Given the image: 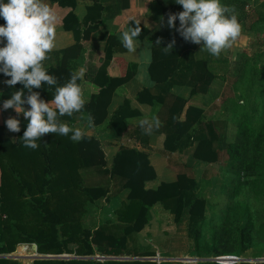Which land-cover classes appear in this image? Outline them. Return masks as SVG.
Listing matches in <instances>:
<instances>
[{"label": "trees", "instance_id": "obj_1", "mask_svg": "<svg viewBox=\"0 0 264 264\" xmlns=\"http://www.w3.org/2000/svg\"><path fill=\"white\" fill-rule=\"evenodd\" d=\"M49 5L55 4L58 8L68 9V12L62 19V25L65 30H70L73 34L74 43L63 48L60 53V61L57 65L52 67L50 74L58 78V85L65 84L73 72L70 66V61H77L81 56L83 50L81 42L82 31L84 29L95 28L97 23L91 24V27L86 25L81 27L78 25L74 16L70 13L74 9L77 0H43ZM92 7L100 6L101 0H88ZM159 7L161 15L164 19H168L169 13H178L183 11L182 6L176 4L174 0H153ZM231 0H220L222 5L227 4ZM7 2V0H4ZM229 4V3H228ZM227 4V5H228ZM238 22L240 21L239 18ZM259 22H264L263 16L259 17ZM5 21L0 18V26L4 25ZM130 26H135L130 23ZM176 26L179 27V21H176ZM141 28V35L139 40H142L147 31ZM175 40L173 51L165 53L163 48L167 47L168 43ZM161 43L157 44L156 41ZM106 44L109 47H116L118 41L113 36L106 38ZM150 63L147 66V76L149 80L157 86L161 87L163 93L166 92L172 84H174L173 76L177 71L182 70L185 74H194L195 72H202L200 85L204 86L209 80L214 78L213 72L208 67V60L203 59L195 61L193 69L189 64V53H184L192 48V43L186 42L178 32L167 33L164 30H159L157 34L152 37L150 41ZM111 49V48H110ZM113 60L118 63V75L110 76L107 68L109 61L105 60L99 67L100 72L103 73V81L99 84V89L95 94H92L88 101L85 102V110L80 113L87 127V114H91L95 120V127L102 124L106 118V108L110 102V98L114 90L119 86L126 84L132 77L133 71L128 69L126 64L122 63L120 59ZM229 65V64H228ZM227 67L226 62L222 67ZM232 73L226 76L228 78V94L230 88L237 94L235 101L229 100L232 109H238L237 121L227 126V131L224 136L221 135V128L223 123L217 119H207L203 112L192 106H188L184 110L183 119L177 120L184 102L179 101L176 107L173 105L165 106L167 113L170 114L169 121L171 133L166 136H161V149L166 153H172L179 147H185L186 144H181L180 139L187 134L193 127L197 129L196 140L197 143L192 151V158L196 162L204 163L208 166L218 163V152L223 151L226 157L227 172H232L236 185L233 189V194L239 190V187L244 184V179L256 178L264 169V114L259 112V117L253 121L250 112H255L258 107H264V54L256 55L255 57H248L244 53L236 54L235 60L230 65ZM221 67V68H222ZM123 69V72L121 71ZM122 72V73H121ZM0 78L9 79L3 74ZM233 79V81H232ZM80 81H78L79 83ZM180 81L177 80L176 83ZM175 83V84H176ZM259 86V91L263 94L259 99V106L245 105L249 104L248 96L249 90L253 84ZM196 86V85H195ZM198 86V85H197ZM196 86V87H197ZM22 85L17 84L14 88L7 87L0 93V104L10 98L12 92L21 90ZM38 91L40 96L45 101L53 99L54 89L48 90L47 85H42ZM160 93L151 95L147 89H141L135 95V100L140 104H160L162 102ZM195 92V87L190 91V94ZM246 92V94H245ZM225 98V97H224ZM222 97V99H224ZM233 101V102H232ZM28 106L25 105V108ZM122 110V111H121ZM127 111L126 102L114 112L113 119H121ZM124 113V114H123ZM209 118V117H208ZM21 131L15 133V139L11 142L3 137V128L0 125V212L4 210L5 205L17 202L19 198L15 196L14 200L9 197L6 189L12 188V181L9 179L5 183V174H3L2 159L1 158H20L22 162H31L35 165H42L41 174L38 170L35 173L31 182H24L20 187H23L28 194L31 195L32 203L29 212L36 214V224L33 228L22 233V239L17 242L13 241L6 246L1 242L5 234L4 223L0 217V255L11 253L17 244H34L37 254L40 255H75L77 257H136L144 258L154 256L152 251H141L136 245H130L129 237L138 233L143 226L147 224L148 209L154 203H165L170 201V213L173 215V222L178 223L184 209H187L188 214V234L193 237L194 241L198 240L199 232L197 231V224L203 220V208L205 201L203 198L196 195L197 182L191 171L182 170L177 173L175 180L172 182H160L154 190L144 188V183L155 179V173L147 161V154L143 150H147L148 135H145L139 126L128 130L123 128L122 135L133 139L141 150L133 148L117 147L114 153L110 156L109 165L107 166L106 155L103 150V144L99 142L95 136H86L81 142H73L69 136H60L58 134H47L41 141H38L39 148L32 150L24 147L23 132L26 128L27 121L21 120ZM220 142L221 150L215 142ZM188 144V143H187ZM55 168L60 171L62 178L59 177L60 186L48 187V179H44V175L48 173V168ZM95 170L96 172L94 173ZM50 172V170H49ZM85 172V175H84ZM105 175L107 180L116 179L119 181L120 190L126 192L125 202L120 208L115 210L114 215L115 224L110 222L97 221L89 226H82L76 222H69V216L65 213L70 204L69 201L63 200L59 202H50L49 195L57 194L63 190H67L70 182L75 180L76 184H80L76 188L87 207H91L94 200L103 198L105 203L115 196L114 186L108 185L105 189L101 187H82V178L87 179L88 185L93 181L95 174ZM264 173V172H263ZM261 173L264 177V174ZM260 174V175H261ZM259 177V176H258ZM16 185L22 182V179H15ZM47 187V188H46ZM46 190V197L42 196L43 190ZM69 190V189H68ZM259 200V199H258ZM53 206V207H51ZM86 207V208H87ZM230 210V209H229ZM11 233L15 234V227H10ZM240 231V236L236 239H230L228 232L222 228L221 242L223 245L219 249L214 250V255L219 256L232 252V244L239 247H246L252 244V239L248 238L245 226ZM66 232L64 236H60L59 232ZM256 231V234H259ZM18 236L17 238H19ZM132 241V240H131ZM129 243V244H128ZM133 243L134 240H133ZM246 243V245L244 244ZM68 244H75L76 248L73 252L67 249ZM0 264H15L10 263L5 259H0ZM31 264H155L147 260L134 261H113L103 260L96 261L94 259L79 260V259H52V260H32ZM201 264H216V263H201Z\"/></svg>", "mask_w": 264, "mask_h": 264}, {"label": "crops", "instance_id": "obj_2", "mask_svg": "<svg viewBox=\"0 0 264 264\" xmlns=\"http://www.w3.org/2000/svg\"><path fill=\"white\" fill-rule=\"evenodd\" d=\"M79 1V0H77ZM76 1V3H77ZM165 2L167 0H161ZM44 3L48 4L46 1ZM83 14L76 15V5L70 13L74 16L78 25L84 27L86 25L91 27V24L97 23L95 28L84 29L82 31V47L81 56L77 61H70V66L73 68V72L78 71L80 68L85 69V75L80 85L82 88V95L84 101H88L92 94H95L99 89V84L103 81L104 75L100 72L99 67L105 60L109 61L107 71L110 76L118 75V63H115L110 59H120L122 63L126 64L127 68L133 71V77L124 85L119 86L114 90L110 98V102L106 108V118L102 124L96 126L92 129H88L84 122L81 121L83 118L82 114L74 113L71 117L64 116L61 119L62 122L67 123L69 127L80 128L86 131V136H95V138L103 144V150L106 155L107 166L109 165L110 156L114 153L117 147L122 146L125 148H133L136 150H141L138 144L131 138L122 135L123 128L128 130L131 126H139V120L143 118L151 119L156 116L161 121V127L159 130L154 131L151 135H148L147 139V150H143L147 154V161L152 167L155 173V179L144 183V188L148 190H154L160 182H172L175 180L177 173L185 171H191L194 180H197V175L201 176L204 171V163L196 162L192 158V151L197 143V129L193 127L187 134H185L181 139V144H186L185 147H179L172 153H166L161 149V136H166L171 133V128L169 121L170 114L167 113L165 106L173 105L176 107L178 102H184L182 111L180 112L177 120L181 121L183 119L184 110L188 106L196 107L203 112V115L208 117V113H212V106L215 105L222 97L228 95V78L225 73L221 72V65L226 62V64H231L235 60L236 53L234 52V47L242 48L238 42L231 48L225 49L221 55L217 57L211 56L206 50H201L202 45H195L192 43V48L188 51H184L181 55V59L184 53H189L190 61L189 64L191 69L195 61L207 59L208 67L214 76L208 83L204 86L200 85L202 72L194 74H184L182 70L176 72L173 76L174 84L167 88L166 92L161 91V87L154 85L147 76V66L150 63V41L159 30H164L167 33L174 32L175 29H170L167 25V20L163 19L161 23V12L160 7L153 0H101L100 6L97 8L92 7V4L84 0L83 1ZM49 5V4H48ZM57 15L56 23V43H60L61 40L66 43V47L74 43L73 34L70 30H65L62 25V19L64 15L68 12V9L58 8L55 4L49 5ZM82 13V12H81ZM67 15V14H66ZM130 23L138 24L147 31L145 37L140 40V48L136 53H130L125 48L122 47L120 42L121 33L128 29ZM241 25V39L245 38L244 33H247L243 27V22L239 21ZM108 36H113L119 44L116 47H109L106 44V38ZM241 44H243L241 42ZM245 45V43L243 44ZM4 45L0 43V47ZM65 48V47H64ZM111 48V49H110ZM63 48L61 46H55L52 53H50V59L44 62V66L50 74L52 67L57 65L60 61V51ZM236 51V50H235ZM238 52V51H237ZM241 53L244 51L241 50ZM234 55V57H231ZM233 59L231 61V58ZM123 72V69L121 68ZM220 71V72H219ZM121 72V73H122ZM6 79L0 78V93L3 92L8 86L4 83ZM179 80V83L176 81ZM176 83V84H175ZM197 87H196V86ZM195 87V92L190 94L191 89ZM147 89L151 95H156L161 91L162 102L160 104H140L135 100V95L141 89ZM126 102L127 111L121 119H113L114 112ZM2 106L0 104V118L2 116ZM11 112L12 117L24 120L23 116H18L13 109L7 110ZM122 111V110H121ZM10 117V116H9ZM211 117V116H210ZM8 119V118H7ZM6 119V120H7ZM5 120V121H6ZM3 118L0 120V125L3 128L4 138L9 141L15 139L14 136H9L8 130H6V125ZM188 143V144H187ZM208 166V165H207ZM203 169V170H202ZM94 173L96 172L93 170ZM85 175V172H84ZM93 181L90 182V187H101L106 188L108 185H113L112 183L118 185L114 186L115 196H113L108 203H105L103 198H98L93 201V204L99 203L102 207L101 213L106 216L101 222H110L109 224H115L116 219L114 212L122 204H126L124 190H120V182L115 181L116 179L107 180L106 176L96 173ZM93 183V185H92ZM169 202L165 203H154L148 209L147 212V224L143 228L129 237V242H135V245L140 250L152 251L154 256L144 257V258H157L159 261L155 264H201V263H216V264H264V243L259 247L261 256L253 257L251 255H242L241 251L236 252L233 249L232 252L219 255L218 257H232L236 261L228 263H217L215 261L216 256L205 257L196 254L192 257L189 252L182 255H174L170 253L168 248L156 247L154 241L159 238H165V235H170L173 237V230L183 226L185 228L188 222L187 209H184L180 221L178 223L173 222V215L170 210L173 209ZM167 225L166 228H163ZM166 229V230H165ZM172 230V233H169ZM132 240V241H131ZM129 244V243H128ZM134 245V246H135ZM26 245H17L15 252L11 256L16 258H29L37 257L31 253L33 251H26ZM29 253V254H28ZM31 254V255H30ZM123 257V256H119ZM124 258H136V257H124ZM113 261H134V260H113ZM143 261V260H140Z\"/></svg>", "mask_w": 264, "mask_h": 264}, {"label": "rangeland", "instance_id": "obj_3", "mask_svg": "<svg viewBox=\"0 0 264 264\" xmlns=\"http://www.w3.org/2000/svg\"><path fill=\"white\" fill-rule=\"evenodd\" d=\"M83 1L84 0H79L76 3L77 5L75 11L77 16L83 14ZM227 4L224 5L233 7L235 9L237 18L243 22V27L247 32L244 33L245 38H240V42H238L242 48L236 45L234 47L233 54H239L241 53V50L244 51L245 55L248 57H255L256 55L264 54V22H259V17L263 16L264 18V0H231L230 2H227ZM61 42L63 41L61 40ZM61 42L56 43V46H61V48L66 47V43ZM241 42L243 44L245 43V45L241 44ZM231 57H234V55L232 56L231 54ZM232 60L233 59L231 58V61ZM230 65L231 64L227 65V67H222L221 65V72L230 75L232 73V67ZM229 88V94L224 99L219 100L215 105L213 104V110H211L212 113L210 114L209 112L207 114L209 119H219L224 122L223 128L220 129V136H224V133L227 131V126L237 121V113L238 109H240L236 108L233 110L231 108L232 105L236 104L233 103L231 105V102L228 101H235V99H237V94L232 91L231 87ZM248 90L249 104L245 105L244 108L250 105L259 106V99L263 95L259 91V86L255 83L252 87L250 85ZM259 112L264 114V107L262 109L257 107L254 113H249L252 116L253 121L257 120L259 117ZM9 116L12 117L11 112L2 111L0 120L3 118L5 121L7 118H9ZM6 130L8 129L6 128ZM2 134L5 135V132H2ZM7 135L14 136L15 133H12L8 130ZM214 144L215 146L218 145L219 149L221 150L220 142L216 141ZM218 155V163L210 166L204 165V171L202 172L201 176L199 177V174L197 175L196 195L203 198L205 201L203 208V220L196 226L197 231L199 232L198 240L194 241L193 237H190L188 234L189 230L187 222L185 228L180 226L179 228L177 227V229L173 230V237H170L168 234L165 235V238L155 239L160 240L154 241L155 244H158L156 247H166L169 249L168 251L174 255H182L186 254V252H189V254L192 253V257H195L196 254H200V256L204 255L205 257H214V250L219 249L223 245V242H221L222 228L228 232L230 239H236V237L240 236V231H242V228L245 226L247 229L246 232H248V238L252 239L253 241L252 244L246 247H241L242 245L239 247L234 243L231 245L232 248L235 249L236 252L241 251V254L245 256L251 255L253 257H258L262 255L261 253H258V251H260L259 247L263 245L261 243H264V177L261 174L264 172V169H261L259 172V177L257 176L256 178L252 177L244 179V184L239 187V190L236 191V194H233L236 180L232 172H227L224 168L226 167V157L223 151L218 152ZM1 159L3 160L2 165H4L2 170L3 174H5V183H7L9 179L13 183V189L11 190L8 188L5 191L10 194L9 197H11L13 200L15 196L19 198L17 199V202L14 201L11 204L7 203L3 212H0L1 220L4 223L3 227L6 230L1 243L6 246L8 243L10 244L13 241L19 242L22 239L21 237H24V235L22 236L23 232L28 231L37 225L36 214L29 212L28 210L32 203L31 195L20 186L24 182H31L35 173H37L36 170H38L41 174L42 165H35V163L32 164L31 162L21 163L22 160L20 158L18 159V157H15V159L12 157ZM47 170L48 173L42 175H44V179H48V187L50 188L51 186H60L59 177L62 178L60 171L53 167L48 168ZM12 178H15L16 180L22 179V182L19 185H16ZM80 183L82 187L83 185L91 186L88 185L87 179L84 178H82V182ZM69 185L70 186H67L69 190H63L57 194H51L48 196V200H50V202H59L63 200L70 202L67 207V211L65 212L67 216H69L68 223L76 222L82 226H89L106 218V216L101 213L102 207L99 206L101 202L96 204L92 203L91 207H87V203L84 202L83 196H81L76 189L80 187V184H76L75 180H73ZM46 188L45 191L43 190L42 196L47 198ZM10 227H15V234L11 233ZM166 227L167 225H165L163 228ZM256 231H259L260 233L256 234ZM63 233L66 232H59V235L64 236L65 234ZM169 233H172V230H170ZM18 236L20 237L17 238ZM244 244L246 245V243ZM17 245L13 249V252H11L12 254L15 252ZM23 245L27 246V252L33 251L31 254L40 256V254H37L34 244L24 243ZM131 245H135V243L131 242ZM75 248V244L67 245V249L70 252H73ZM141 251L143 252L144 249ZM11 253L1 255H11ZM61 256L77 257L73 254ZM5 260L15 264H31L32 262V259L29 258Z\"/></svg>", "mask_w": 264, "mask_h": 264}, {"label": "clouds", "instance_id": "obj_4", "mask_svg": "<svg viewBox=\"0 0 264 264\" xmlns=\"http://www.w3.org/2000/svg\"><path fill=\"white\" fill-rule=\"evenodd\" d=\"M174 2L182 6L183 11L169 13L167 25L175 29L186 42L202 45L201 50L218 58L240 39L242 29L233 7L222 5L220 0ZM0 18L5 21L0 26V43L4 45L0 47V74L9 77L4 81L9 88L17 84L23 86L3 102L2 110L13 109L27 121L21 137L24 147L38 149V141L47 134H71L73 142H81L86 137V131L69 127L60 118L84 112L85 101L78 81L83 80L85 69L80 68L72 73L69 80L60 86L58 78L49 74L44 66L56 46L58 18L54 10L43 0H0ZM163 19L161 17V23ZM177 20L179 27L176 26ZM140 35L138 24L129 27L121 33L122 47L130 53H136L140 48ZM156 43L160 44L161 41L157 40ZM174 45L173 39L163 48L164 52L173 51ZM42 85H47L48 90L54 89L51 101L43 100L40 93L34 91ZM25 105L28 107L25 108ZM86 122L88 129L95 127L94 117L90 113L87 114ZM4 123L12 133L21 131V121L16 117H9ZM161 126L156 116L139 120V127L145 135H151Z\"/></svg>", "mask_w": 264, "mask_h": 264}, {"label": "water", "instance_id": "obj_5", "mask_svg": "<svg viewBox=\"0 0 264 264\" xmlns=\"http://www.w3.org/2000/svg\"><path fill=\"white\" fill-rule=\"evenodd\" d=\"M0 259H16L11 255H0ZM52 259H79V260H88L94 259L96 261H103V260H150V261H159V259L155 258H124V257H98L94 256L93 258L89 257H63L61 255H40L37 257H32V260H52Z\"/></svg>", "mask_w": 264, "mask_h": 264}, {"label": "built area", "instance_id": "obj_6", "mask_svg": "<svg viewBox=\"0 0 264 264\" xmlns=\"http://www.w3.org/2000/svg\"><path fill=\"white\" fill-rule=\"evenodd\" d=\"M215 261L217 263H228V262L236 261V259L232 257H217L215 258Z\"/></svg>", "mask_w": 264, "mask_h": 264}]
</instances>
